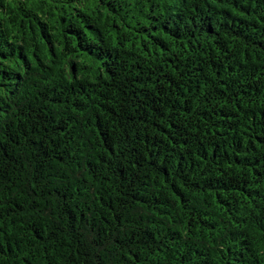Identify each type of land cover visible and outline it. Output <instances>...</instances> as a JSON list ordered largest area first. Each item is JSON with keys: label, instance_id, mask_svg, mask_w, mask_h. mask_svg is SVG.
<instances>
[{"label": "trees", "instance_id": "trees-1", "mask_svg": "<svg viewBox=\"0 0 264 264\" xmlns=\"http://www.w3.org/2000/svg\"><path fill=\"white\" fill-rule=\"evenodd\" d=\"M0 264H264V0H0Z\"/></svg>", "mask_w": 264, "mask_h": 264}]
</instances>
